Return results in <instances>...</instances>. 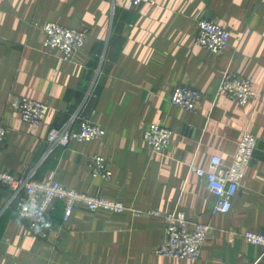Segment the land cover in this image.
I'll return each mask as SVG.
<instances>
[{
  "label": "crops",
  "instance_id": "obj_1",
  "mask_svg": "<svg viewBox=\"0 0 264 264\" xmlns=\"http://www.w3.org/2000/svg\"><path fill=\"white\" fill-rule=\"evenodd\" d=\"M202 18L230 31L223 52L196 44ZM42 21L87 27L89 39L64 59L43 45ZM227 71L252 80L256 95L246 105L219 91ZM179 83L202 92L196 109L171 103ZM10 94L47 103L41 124L23 120ZM84 119L103 126L105 137L72 140L45 156L51 128L69 120L79 128ZM0 121L7 128L0 171H34L35 179L128 207L91 211L80 204L64 222L56 200L58 227L44 239L18 219L11 192L0 190V264H251L259 257L256 264H264V247L238 234L264 233V0H0ZM153 123L174 130L165 152L144 140ZM245 131L258 138L254 158L231 210L218 212L192 167H208L215 154L230 161ZM95 154L108 160L110 179L92 175L87 164ZM176 211L186 213L189 229L198 222L214 227L197 259L155 251L165 239L162 213Z\"/></svg>",
  "mask_w": 264,
  "mask_h": 264
},
{
  "label": "built area",
  "instance_id": "obj_2",
  "mask_svg": "<svg viewBox=\"0 0 264 264\" xmlns=\"http://www.w3.org/2000/svg\"><path fill=\"white\" fill-rule=\"evenodd\" d=\"M129 6L142 3H155L156 0H126ZM42 31V42L46 47L57 48L64 59H71L75 53L85 47L89 39L87 27H68L54 21L38 23ZM230 31L211 18H202L197 22L196 44L208 50L221 53L228 46ZM219 91L242 105L249 103L256 95L250 78L233 71H227L219 83ZM202 98V92L189 83L177 84L171 93L170 101L173 105L186 110L196 109ZM8 103L16 109L23 120L39 125L44 120L49 105L23 95L10 94ZM174 130L159 123H153L144 129V140L154 152H165L171 143ZM7 135V128L0 121V151ZM106 129L93 121L84 119L79 128L73 126V120L50 129L47 137L48 148L45 156L53 152L58 146H67L72 140L88 142L102 139ZM258 138L251 132H243L238 148L230 161L215 154L208 167L193 166V171L205 180L210 192L215 195L214 208L218 212H228L232 207V199L239 191L247 168L254 158ZM93 176L104 179L112 177V170L108 160L100 154L90 157L88 164ZM0 190H9L11 201L16 200V215L18 219L28 221L31 233L47 239L57 230L52 218L54 202L61 200L64 205L63 221L70 219L76 205L83 204L89 210L103 208L112 211H123L128 207L122 201L102 195L69 188L56 180H38L34 178V171L26 174L0 171ZM8 206V204H7ZM149 213L158 214L157 210ZM165 218V239L156 246L159 254L179 259H197L205 240L213 232V226L208 223H195L193 229L188 228L189 220L184 211L162 213ZM235 235L234 232H232ZM240 234L247 242L264 247V233L254 230H243ZM261 257H259L260 259ZM256 259L251 264L258 263Z\"/></svg>",
  "mask_w": 264,
  "mask_h": 264
}]
</instances>
